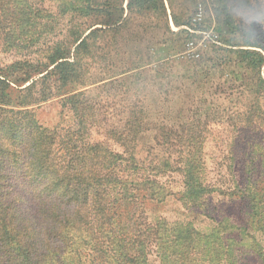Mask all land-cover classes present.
I'll return each mask as SVG.
<instances>
[{"label":"trees","instance_id":"1","mask_svg":"<svg viewBox=\"0 0 264 264\" xmlns=\"http://www.w3.org/2000/svg\"><path fill=\"white\" fill-rule=\"evenodd\" d=\"M88 1L87 22L74 40L73 51L66 43L55 42L43 50L42 58L27 63L20 72L0 70V264H148L152 251L159 264H239L237 256L233 261L223 256L225 249L233 251V244H228L247 243V236L253 243L254 233L264 235V144L253 146L256 156L260 146L258 161L249 151H244L240 162L225 154L216 167L215 181L235 185L214 187L200 176L199 171L205 170L203 146L194 144L189 149L188 134L179 136L175 126L156 127V134L161 133L155 135L157 143L165 144L161 160L156 154L151 158L150 151L138 157L140 133L149 128L146 122L136 125L138 119L132 113L121 128L103 130L121 151L107 141L89 140L93 129L99 130L83 88L105 79L109 84L115 76L139 67L137 45L126 48L133 49L130 62L115 63L121 48L118 34L144 25L136 21V15H150L147 26L153 30H148L149 36L158 39L141 41L149 53L153 43L166 42L165 35L173 33L170 21L176 27L195 24L192 18L198 0ZM210 1L217 14L227 8L226 0ZM124 5L127 13L123 16ZM41 11H37L40 17ZM219 22L214 35L234 52L243 72L257 73L256 102L241 121L260 127L264 137V41L257 36L256 42L249 31L241 38L228 12ZM97 60L103 62L105 77L91 71ZM54 97L72 112V126L43 125L28 108ZM238 163L241 175L250 179L244 184L237 181ZM181 170L182 199H191L195 205L210 194L247 200V222L238 226L222 218L200 239L190 221L182 226L164 217L149 219V201L164 202L175 194L158 176ZM236 229L240 237L227 235Z\"/></svg>","mask_w":264,"mask_h":264},{"label":"rangeland","instance_id":"2","mask_svg":"<svg viewBox=\"0 0 264 264\" xmlns=\"http://www.w3.org/2000/svg\"><path fill=\"white\" fill-rule=\"evenodd\" d=\"M88 3V0H0V70L4 74L20 72V68H25L27 63L42 58L43 50L55 42H64L73 51L77 44L74 40L87 22L84 13ZM226 3L227 8L217 14L210 0H198L193 14L200 6L201 20L179 27L170 21L173 33L165 35L166 42L153 43L149 53L141 41L143 38H158L149 36L148 30H153L152 26H147L150 15H136V21L144 25L118 34L117 44L121 48L115 54V63L122 65L130 62L133 49L127 51L126 48L137 45L136 62L139 67L115 76L109 84L105 79L83 88L86 89L88 102L93 104L99 130L96 133L93 129L95 132H92L89 140L107 141L111 148L121 151L122 148L104 135L103 130L121 128L126 124L129 113H132L137 116L136 125L146 122L145 126L149 128L140 133L138 157L144 158L150 151L151 158L156 154V158L161 160L165 144L162 140L157 143L155 135L161 136V133L156 134V127L160 124L166 128L175 126L179 136L188 134V143H191L189 149L195 148L194 144L203 146L205 170L199 172L204 182L214 187H233L235 183L231 181L219 182L221 185L215 181L218 177L216 167L223 162L225 154H232L240 162L245 159L244 151L245 154L249 151L258 161L260 146H257V156L252 151L253 146L256 143L264 144L263 130L251 126L249 121H241V118H245L244 112L254 108L257 73L243 72L241 65L234 60V52L214 33L221 25L219 19L228 12L238 25L236 31L241 38L246 37L245 32L249 31L256 42L257 36L264 41V0H226ZM38 8L44 10L41 11L42 17L37 12ZM126 13L124 5L123 16ZM183 30L188 31L187 35ZM136 32L140 35L135 36L133 33ZM133 38L138 39L132 41ZM190 41L197 56L188 46ZM91 66V71L99 78L106 76L101 60L93 62ZM28 108L33 110L35 118L43 125L67 128L73 124L72 112L61 107L59 97ZM235 124L239 127H235ZM190 134L193 137H189ZM229 150L232 152L229 153ZM174 154L172 151V157ZM235 169L240 173L236 179L240 184L250 180L241 175L239 163L235 164ZM158 179L175 194L164 202L155 200L147 203V213L153 221L164 217L169 222H180L182 226L190 221L198 229L200 239H204V234L222 218H229L238 226L248 220L250 208L247 200L241 198L210 194L198 205L191 199H182L179 195L185 187L182 170L167 172ZM256 185L261 187L259 185L262 184L257 181ZM239 232L236 229L227 235L240 237ZM254 236L253 243L250 236L245 239L247 243H229L233 244V251L227 248L223 256L227 261L236 260L237 256L239 264H247L248 260L251 264H264V235L254 233ZM148 261V264H159L156 252L149 254Z\"/></svg>","mask_w":264,"mask_h":264},{"label":"built area","instance_id":"3","mask_svg":"<svg viewBox=\"0 0 264 264\" xmlns=\"http://www.w3.org/2000/svg\"><path fill=\"white\" fill-rule=\"evenodd\" d=\"M201 18H202V8H201L200 6H198L197 9H196V12H195V14H194V16H193V18H192V21H193L194 23H196L197 21L201 20ZM188 46H189L190 50L193 51L194 55L197 56L198 53H196V52L193 50V49H194V46H193V42H192V41H190V42L188 43Z\"/></svg>","mask_w":264,"mask_h":264}]
</instances>
